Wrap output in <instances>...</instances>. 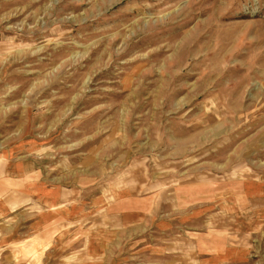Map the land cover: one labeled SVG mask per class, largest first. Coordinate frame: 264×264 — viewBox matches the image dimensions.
Listing matches in <instances>:
<instances>
[{"label":"rangeland","instance_id":"obj_1","mask_svg":"<svg viewBox=\"0 0 264 264\" xmlns=\"http://www.w3.org/2000/svg\"><path fill=\"white\" fill-rule=\"evenodd\" d=\"M0 264H264V0H0Z\"/></svg>","mask_w":264,"mask_h":264}]
</instances>
